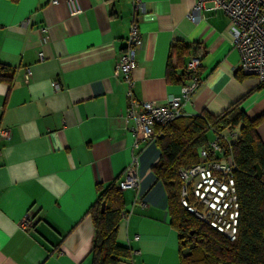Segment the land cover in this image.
Wrapping results in <instances>:
<instances>
[{
    "label": "crops",
    "instance_id": "0c3cea01",
    "mask_svg": "<svg viewBox=\"0 0 264 264\" xmlns=\"http://www.w3.org/2000/svg\"><path fill=\"white\" fill-rule=\"evenodd\" d=\"M77 1L82 10L71 15L67 0H0V63L12 70L9 81L0 79V125L10 129L0 138V264H91L89 209L98 187H118L131 154L139 184L121 190L129 215L120 217L116 239L130 253L117 264H180L167 195L151 169L160 149L152 142L131 151L126 92L157 102L178 95L191 54L201 58V82L182 105L185 117L218 115L242 98L243 112L258 117L264 86L236 76L239 52L221 9L189 18L196 0H142L143 42L130 86L113 70L126 47L132 0ZM176 43L188 50L172 52ZM256 132L264 145V117ZM26 213L34 224L22 228Z\"/></svg>",
    "mask_w": 264,
    "mask_h": 264
},
{
    "label": "trees",
    "instance_id": "16d2710c",
    "mask_svg": "<svg viewBox=\"0 0 264 264\" xmlns=\"http://www.w3.org/2000/svg\"><path fill=\"white\" fill-rule=\"evenodd\" d=\"M187 50L188 47L180 43L172 46V52L178 55ZM167 68L171 75L169 63ZM11 74L10 67L0 63V79L9 81ZM236 76L245 77L239 72ZM168 79L178 81L172 76ZM262 86L264 80L257 88ZM242 99L218 115L204 112L179 116L162 127V134L155 140L160 157L151 169L167 195L170 224L179 239L180 264H264V145L256 132L264 114L249 118L240 108ZM226 128H236L239 132L230 148L235 165L232 175L237 203L233 238L188 209L187 206H191L201 213L204 207L191 186L187 188V205H183L182 180L178 174L179 169L199 162L198 150L206 145L210 133ZM122 209L121 189L114 183L98 187L96 201L89 209L94 224L91 264H117L129 256V249L119 245L116 239Z\"/></svg>",
    "mask_w": 264,
    "mask_h": 264
},
{
    "label": "built area",
    "instance_id": "2783aa9c",
    "mask_svg": "<svg viewBox=\"0 0 264 264\" xmlns=\"http://www.w3.org/2000/svg\"><path fill=\"white\" fill-rule=\"evenodd\" d=\"M57 0H52L56 3ZM132 15L130 18L126 47L120 53L113 73L124 77L131 86V71L135 65V53L142 45V37L138 27L137 14L143 10L142 0H132ZM69 13L76 15L81 12L77 0H67ZM202 9H221L228 17L227 30L231 35V43L239 52V63L236 67L244 75L255 76L259 81L264 80V0H196L189 18L192 21L201 19L199 12ZM45 35L46 28L41 27ZM43 57V53H39ZM201 58L191 54L186 70L189 75L188 83L181 84L178 95H170L163 102L154 100H140L134 96L131 88L126 92L127 106L124 112L126 129L133 137L131 151L142 145L155 142L162 134L161 128L175 118L182 116V105L201 82L199 74ZM31 71L26 67L24 77L29 79ZM55 90L60 86L57 81L52 82ZM236 128H226L221 132H213V136L206 145L198 150L199 162L181 168L178 174L182 180L181 201L187 205V188H193L194 195L203 203L201 213L187 206L201 218L220 231H224L231 238L234 237L237 217V203L234 194L232 171L235 165L230 148L231 138L237 134ZM10 129L0 125V138L7 139ZM234 138V139H235ZM136 154H131L130 161L125 169L124 176L117 183L119 189L137 188L139 184L136 175ZM128 211L122 210L120 217L127 218ZM22 228L32 227L34 221L31 213H26L19 222Z\"/></svg>",
    "mask_w": 264,
    "mask_h": 264
},
{
    "label": "water",
    "instance_id": "95a60500",
    "mask_svg": "<svg viewBox=\"0 0 264 264\" xmlns=\"http://www.w3.org/2000/svg\"><path fill=\"white\" fill-rule=\"evenodd\" d=\"M103 207H104V202L101 203V209H103Z\"/></svg>",
    "mask_w": 264,
    "mask_h": 264
},
{
    "label": "rangeland",
    "instance_id": "374dc122",
    "mask_svg": "<svg viewBox=\"0 0 264 264\" xmlns=\"http://www.w3.org/2000/svg\"><path fill=\"white\" fill-rule=\"evenodd\" d=\"M211 134V133H210Z\"/></svg>",
    "mask_w": 264,
    "mask_h": 264
}]
</instances>
